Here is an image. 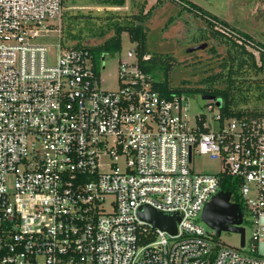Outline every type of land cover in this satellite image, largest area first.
I'll use <instances>...</instances> for the list:
<instances>
[{"label": "built area", "instance_id": "2783aa9c", "mask_svg": "<svg viewBox=\"0 0 264 264\" xmlns=\"http://www.w3.org/2000/svg\"><path fill=\"white\" fill-rule=\"evenodd\" d=\"M63 10L0 0V264H264V115H193L190 96L155 89L138 42L124 58L65 46ZM118 55V89H104ZM195 155L221 171H196ZM226 174L253 216L249 253L197 221ZM144 205L180 212L177 233Z\"/></svg>", "mask_w": 264, "mask_h": 264}, {"label": "trees", "instance_id": "16d2710c", "mask_svg": "<svg viewBox=\"0 0 264 264\" xmlns=\"http://www.w3.org/2000/svg\"><path fill=\"white\" fill-rule=\"evenodd\" d=\"M69 1L71 0H63V4L68 6ZM89 1L106 7H122L126 4V0ZM182 3L185 7L189 3L201 10L189 1L185 3L182 0ZM154 6L147 12L142 5L138 13L122 14L112 11L110 15H105L106 20L103 24L98 21L101 15H93L92 12L75 14L72 9H68L65 11L63 20L65 23L62 26V43L68 47L90 50L98 59L103 54L120 52L123 46V34L128 33L131 41L139 43L141 65L155 80L153 85L162 95L168 98L174 95H202L221 99V109L228 118H250L264 115L263 46L257 45L261 49L260 56L257 57L255 52L248 48L250 42L254 43L251 36H243L231 30L218 28L215 21L206 19L205 27H202L201 32L195 35V43L196 45L203 44L201 42L211 38V43L204 42L207 43L204 50L214 58L209 68L206 69L211 73L197 80L194 86H190L188 80H183L176 86L172 85L170 71L174 65V57L169 54L152 53L148 49L146 23ZM107 11L109 12L108 9L103 11L104 14H107ZM82 19L85 23L80 25ZM109 33L111 34L100 43L90 44L88 42L90 38L104 37ZM146 53L150 55L149 58L142 60V56ZM239 185L238 178L227 174L222 177L221 189L232 193V201L241 205L245 215L248 207L241 199ZM254 246L257 249L256 243Z\"/></svg>", "mask_w": 264, "mask_h": 264}, {"label": "rangeland", "instance_id": "374dc122", "mask_svg": "<svg viewBox=\"0 0 264 264\" xmlns=\"http://www.w3.org/2000/svg\"><path fill=\"white\" fill-rule=\"evenodd\" d=\"M187 1L200 7L201 10L194 8ZM184 2L187 3L188 7L184 6L182 0H126V4L122 7H106L94 4L89 0H71L67 2L68 6L63 4L62 26L65 23H63L65 11L68 9H72L75 14L77 12H92L93 15H101L98 21L103 24L106 20L105 15H110V13H113L112 11L122 14L138 13L142 5L145 12H147L155 5L146 23L148 28V49L152 53L169 54L174 57V65L170 71V81L175 86L181 84L183 80H188L189 85L194 86L197 80L211 73V71L208 72L206 70L209 68L210 62L214 61L210 53L204 49L188 52L190 47L196 45L195 35L201 32L202 27H205L206 19L215 21L218 28L231 30L243 36H251L255 45L253 43L248 48L254 51L257 57L260 56L261 49L257 45L264 47V0H184ZM106 9L109 12L107 11V14H104L103 11ZM84 23V19H82L79 24L82 25ZM110 34L104 37L96 36L90 38L88 42L90 44L100 43ZM210 35H212V32H210ZM41 40H47V38ZM52 41L58 42L59 37ZM204 42L211 43V38ZM130 47H132V42L129 34L124 33L122 58L126 57ZM56 50L57 48L54 47L53 51L56 52ZM119 63L120 55L106 57V69L102 72V86L104 89H118L119 85L116 78ZM194 72L196 73L193 74ZM190 98L193 115L202 113L211 119L222 106L221 99H216L214 103L215 109L209 111L206 107L208 100L203 99L202 95H191ZM194 164L198 172L218 174L222 169L219 160L205 155H195ZM244 216L243 226L245 227L246 235V245L244 247H241V234L236 232H223L217 239L223 246H231L243 253H249L254 233L253 216L249 211H246ZM197 221L206 230H211L200 216Z\"/></svg>", "mask_w": 264, "mask_h": 264}, {"label": "water", "instance_id": "95a60500", "mask_svg": "<svg viewBox=\"0 0 264 264\" xmlns=\"http://www.w3.org/2000/svg\"><path fill=\"white\" fill-rule=\"evenodd\" d=\"M207 47V43L192 46L188 52H193ZM203 99H213L212 96H203ZM139 216L148 223L166 230L171 234L177 233V225L182 219L180 212L165 214L149 205L141 206L138 210ZM202 221L211 229L216 231L217 236L223 232H236L241 234V247L246 245L244 224V213L239 203L232 201L230 191H219L209 201L202 213Z\"/></svg>", "mask_w": 264, "mask_h": 264}, {"label": "crops", "instance_id": "0c3cea01", "mask_svg": "<svg viewBox=\"0 0 264 264\" xmlns=\"http://www.w3.org/2000/svg\"><path fill=\"white\" fill-rule=\"evenodd\" d=\"M262 223L264 225V218L262 219ZM258 253L260 255H264V237L258 242Z\"/></svg>", "mask_w": 264, "mask_h": 264}, {"label": "bare ground", "instance_id": "6f19581e", "mask_svg": "<svg viewBox=\"0 0 264 264\" xmlns=\"http://www.w3.org/2000/svg\"><path fill=\"white\" fill-rule=\"evenodd\" d=\"M41 39H43V38H41Z\"/></svg>", "mask_w": 264, "mask_h": 264}]
</instances>
